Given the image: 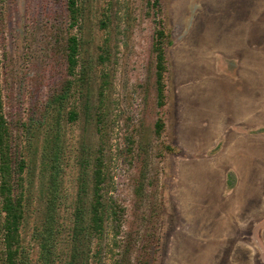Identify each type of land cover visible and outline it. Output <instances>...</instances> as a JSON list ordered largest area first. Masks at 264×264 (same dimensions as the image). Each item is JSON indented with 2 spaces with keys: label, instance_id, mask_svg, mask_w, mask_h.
<instances>
[{
  "label": "rangeland",
  "instance_id": "1",
  "mask_svg": "<svg viewBox=\"0 0 264 264\" xmlns=\"http://www.w3.org/2000/svg\"><path fill=\"white\" fill-rule=\"evenodd\" d=\"M68 1L0 0V87L15 163H25L19 189L29 264H39L40 159L51 117H59L61 131L64 224L86 143L94 156L103 150L110 194L126 208V264L142 247L153 264H264V128L231 127L217 136L216 121L221 111L232 118L244 86L219 72L236 64L263 79L264 47L253 56L252 45L264 41V0H77L75 25ZM71 36L79 41L72 71ZM158 45L165 53L162 106ZM215 82L228 94L220 109L210 91ZM66 88L68 99L48 109ZM255 108L264 109L262 94ZM58 247L65 258L64 242Z\"/></svg>",
  "mask_w": 264,
  "mask_h": 264
},
{
  "label": "trees",
  "instance_id": "2",
  "mask_svg": "<svg viewBox=\"0 0 264 264\" xmlns=\"http://www.w3.org/2000/svg\"><path fill=\"white\" fill-rule=\"evenodd\" d=\"M71 25L79 21L81 8L77 0H69ZM162 35L163 32L160 31ZM68 59L70 68L75 67L79 51L77 36L69 38ZM157 88L158 105L164 104V69L165 53L158 45ZM69 97L68 89L54 96L47 108L57 103L60 107ZM72 120L77 118L71 112ZM55 118V117H54ZM47 121H49L47 119ZM49 123V122H48ZM164 123L161 119L156 123L158 133ZM47 128V126H46ZM48 129V128H47ZM49 133L43 140L40 159V186L44 200L42 225L36 238L39 241V264H107L114 258L116 249L123 247L122 258L115 259V264H126V257L131 243L129 238H121L125 224L126 208L117 203L108 187V169L105 165L103 150L94 156L86 143L82 145L79 158L78 189L71 210L70 223L61 221L64 194L61 188L63 166L62 145L60 144L59 117L49 125ZM90 150V151H89ZM97 152H95L96 154ZM94 157V160L92 159ZM92 165V168H91ZM25 163L16 165L12 146L11 128L4 111L3 93L0 87V264H29L25 256L22 240V226L25 220L26 205L22 185ZM63 231L68 234L63 237ZM64 242L67 251L65 258L58 246ZM129 257V256H128ZM134 264H153L147 251L139 253Z\"/></svg>",
  "mask_w": 264,
  "mask_h": 264
},
{
  "label": "crops",
  "instance_id": "3",
  "mask_svg": "<svg viewBox=\"0 0 264 264\" xmlns=\"http://www.w3.org/2000/svg\"><path fill=\"white\" fill-rule=\"evenodd\" d=\"M258 34H259V32H257V36H258ZM252 46H254V47L256 46L255 49H253V53H254L253 56H259L260 47H264V41H260V42L255 41V43ZM256 53H259V54L255 55ZM223 54L226 55V57L238 58L239 63L241 62L242 64L244 63V60H246V62H248V57H246V58L241 57L239 54L230 55L229 53L224 52V51H223ZM257 61H260V59L253 61L252 65L247 63L248 67L252 68V66ZM261 63L262 62L259 63L260 66H261ZM228 65L230 67V64H228ZM233 67H234V69L232 71H222L219 73L228 75V78L242 80L241 82L244 86H242L243 88L241 91H238L241 97L239 99L240 100L239 106H238V108L234 109L235 111H234L232 118L229 119V117H227V113L225 111H221V112H219V114H217L216 121H217V127L219 128V131L217 132V136H218V134L220 136H223L225 134L230 133L231 127L236 128L240 132H246V133H250V130L249 131L242 130L241 127H243V126L259 127L260 126L261 128H264V109H263V111L260 112L259 108L258 109L255 108L256 105L258 106L260 104V95L261 94L263 95V100H264V66H263V69L261 72V73H263L262 74L263 79L261 78V74H260L259 70L258 71L252 70L251 71L252 74H249V71L241 70L240 65L238 67H236V64H235ZM248 77L251 78L252 80L249 81ZM216 83L217 82H215L213 84V86L210 88V91H211V95L216 96L215 101L217 103V106L220 109V104L224 101V99L222 100V98H221V95H222V93H224V91L216 89ZM224 94L228 95L227 93H224ZM234 100H236V99H234ZM212 102H213L212 107H214V99L212 100ZM250 107H251L252 111L249 110ZM219 109L217 110V113H218ZM209 117H210L209 118L210 121H213V119H214V111L213 110H211V115H209ZM211 124H212V122H211Z\"/></svg>",
  "mask_w": 264,
  "mask_h": 264
}]
</instances>
